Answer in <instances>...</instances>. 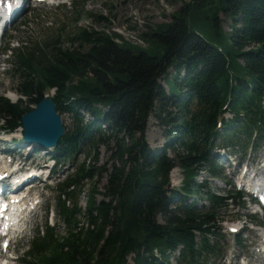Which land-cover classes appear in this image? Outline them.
Segmentation results:
<instances>
[{"label":"trees","instance_id":"1","mask_svg":"<svg viewBox=\"0 0 264 264\" xmlns=\"http://www.w3.org/2000/svg\"><path fill=\"white\" fill-rule=\"evenodd\" d=\"M180 1L166 28L143 34L161 49L158 56L116 44L112 31L85 28L75 32L79 49H18L17 91L37 103L54 88L56 110L72 119L50 157L65 166L86 152L57 185L55 211L65 234L45 224L23 264H128V258L171 264V257L176 264H208L219 251V211L240 193L214 194L208 179L196 177L202 171L220 176L213 157L219 146L244 154L264 139V0ZM75 7L81 16L82 5ZM220 13L231 22L228 31ZM29 109L22 99L0 96L5 128L21 125ZM225 112L231 117L217 128ZM150 115L167 127L155 150L144 136ZM101 146L109 152L104 164L97 158ZM174 167L182 172L181 186L169 188ZM103 174L101 192L95 179ZM201 199L208 205H198Z\"/></svg>","mask_w":264,"mask_h":264},{"label":"rangeland","instance_id":"2","mask_svg":"<svg viewBox=\"0 0 264 264\" xmlns=\"http://www.w3.org/2000/svg\"><path fill=\"white\" fill-rule=\"evenodd\" d=\"M53 3L54 4L46 2L27 3L25 7L26 12L19 13L16 16L13 24L11 23V25L7 27L4 39H1L0 60H2L6 53H2L5 40H9L10 44L14 40H17L19 43L20 41H25L26 45L23 46L27 47V49H36L38 47L46 52L54 51L56 49L55 47H58L61 50L73 47L79 49L80 46L77 40H75V32L81 28L98 31L105 30L108 32L113 31L120 35L122 34L124 39L133 43L140 42L137 38L139 34L146 44V46L141 48L150 55L158 56L161 54V49H154L143 34L149 29H155L158 26L166 28L171 19V14L182 5L180 0L168 2L166 0H58ZM77 3L82 5L81 16L76 15L77 8L75 6ZM22 7L23 4L21 8ZM98 17L102 20L101 22L97 20ZM219 18L222 22L223 29L228 31L231 27L230 20L223 13L219 14ZM125 31H132L134 33H123ZM14 61L15 57L13 58V62ZM15 64L16 61L14 62V65ZM18 76V73L14 72V68L0 74V95H3V93L7 91L16 94L18 93ZM160 83L165 85L163 78L160 79ZM57 113L60 115L65 130L70 129L72 125L71 116L63 111H58ZM230 116V114L227 115V117ZM85 119L87 120L89 117L85 116ZM166 131L167 127L159 120H156L153 115H150L146 123L144 135L147 145L153 150L161 148L166 140ZM260 144L261 146H264V139L261 140ZM16 150L18 151L10 152H19L20 156L25 158V161L32 160L33 165H42V163H47V161L51 159L50 155L42 152V150L34 149L30 151V149L26 147H19ZM263 150L264 147L252 150L251 153L250 150H248L246 151V154L243 155L240 148H236L235 155L240 161L252 164V166H258V160L261 159L260 155L262 154L260 151ZM97 152L99 164H104L108 159L109 152H107L103 146L99 147ZM85 157L86 152L75 158L67 159L65 161V166L64 163H62L61 166H57L55 174L51 177L49 182H36V187L32 189L31 193L34 194L36 199L40 200V204L30 217L28 215V229L24 232V236L16 241H10L9 250L7 254H5V257L7 258L9 256L11 249L16 252V256L13 254L14 257L9 260V264H22V251L27 249L32 237L36 234L37 229L45 225V220L51 225H54L59 233L65 234V226L60 222L55 211V197H57L55 196L57 194L56 185L63 181L67 174L72 173L74 167ZM217 158L216 162L221 163L222 165L218 167L223 173L222 176L219 179L211 178L206 172L202 171L197 180L200 181V178L206 177L210 178V189L225 195L226 191L231 189L232 179L235 177L231 171H236V168L222 164L226 160L229 161L227 158L223 156H217ZM1 166L2 164H0V167ZM173 173L174 176L169 178L170 186L177 188L181 184L182 172L177 168ZM95 182L98 183L99 190L101 192L104 191L106 175L103 174L102 178L95 179ZM87 190L88 185L85 186V192ZM101 198V195H96L97 200H100ZM244 198L247 197L244 196L241 199L240 205L244 206L246 204ZM85 200V195L81 194L79 196V203L82 206V209L85 208ZM201 204L207 205L204 200L199 201L198 205ZM240 210L241 209L234 208L233 205H227L226 208L219 211V217L223 220L220 223V225H222L220 231H216L215 235V241L217 242V249L219 251L217 254L211 256L208 264H228L233 255L240 256L243 254L251 255L253 257L249 261L250 264H257L256 259L261 252L257 253L255 248L258 245L252 242L261 240V235L258 234V229H264V212L262 214V211H259L258 215L252 216L250 219L247 216V209ZM236 218L240 219L236 223H242L243 220H249L248 222L250 223L248 229L239 233L238 240L234 239L233 234H228L227 229L224 227L227 221L235 222ZM157 220L160 222L162 221L160 217H158ZM78 224L85 227V220L82 216H78ZM251 224L256 226L257 230H251ZM233 262H235V264H240L238 257L237 259H234ZM170 263L176 264L175 260L172 258L170 259ZM128 264H133L130 258H128ZM261 264L264 263L262 262Z\"/></svg>","mask_w":264,"mask_h":264},{"label":"water","instance_id":"3","mask_svg":"<svg viewBox=\"0 0 264 264\" xmlns=\"http://www.w3.org/2000/svg\"><path fill=\"white\" fill-rule=\"evenodd\" d=\"M23 141L39 147L55 146L65 133L60 115L52 96L44 95L33 109L24 112L20 118Z\"/></svg>","mask_w":264,"mask_h":264},{"label":"bare ground","instance_id":"4","mask_svg":"<svg viewBox=\"0 0 264 264\" xmlns=\"http://www.w3.org/2000/svg\"><path fill=\"white\" fill-rule=\"evenodd\" d=\"M53 3V2H52ZM22 6V5H21ZM7 14V13H6ZM3 17H5V14H4V16ZM126 32H132V31H125V32H123V33H126ZM132 33H134V32H132ZM122 35V34H121ZM123 37V36H122ZM137 37V36H136ZM124 38V37H123ZM139 40H140V42L139 43H135V44H139V45H142L143 44V41L139 38V37H137ZM126 40V39H125ZM114 41L115 42H117V43H120L121 42V39L120 38H118V37H115L114 38ZM128 41V40H127ZM130 42V41H129ZM133 43V42H132ZM177 170V168H173L172 170H171V172H170V178H171V176L173 177L174 176V173L173 172H175L176 170ZM174 170V171H173ZM19 177H20V175H18ZM34 175H33V171H30L29 173H28V175H27V177H33ZM18 178V177H17ZM11 183H17V181H15V182H11ZM19 205H21V207H22V203H19ZM28 218V217H27ZM262 233V232H261ZM262 235H263V237H264V233H262ZM264 254V250H262V252H261V254L259 255V256H257V264H259L261 261H262V259H263V255ZM235 259H237V256H236V258ZM2 264V263H1ZM230 264H235V262H233V261H230Z\"/></svg>","mask_w":264,"mask_h":264}]
</instances>
